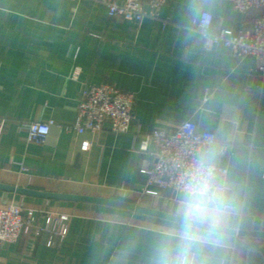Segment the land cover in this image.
Wrapping results in <instances>:
<instances>
[{
    "label": "crops",
    "instance_id": "0c3cea01",
    "mask_svg": "<svg viewBox=\"0 0 264 264\" xmlns=\"http://www.w3.org/2000/svg\"><path fill=\"white\" fill-rule=\"evenodd\" d=\"M202 12L213 15L212 32L238 34L246 22L232 0H167L159 18L141 23L110 17L95 0H0V184L118 199L181 217L182 193H140L147 178L140 170L156 160V145L141 150V143L154 130L174 131L192 121L216 137L207 163L227 170L215 180L213 216L202 222L264 231L263 78L254 56L237 58L222 44L205 47L197 29ZM84 84L135 94L129 132L115 133L108 124L98 134L69 130ZM34 121L53 122L43 144L26 140L25 127ZM13 198L41 226L47 215L68 216L67 233L25 231L16 243L0 245V264L178 259L176 234L183 223L0 190V199ZM198 230L201 239L189 254L195 264H246L251 248L264 254V239Z\"/></svg>",
    "mask_w": 264,
    "mask_h": 264
},
{
    "label": "built area",
    "instance_id": "2783aa9c",
    "mask_svg": "<svg viewBox=\"0 0 264 264\" xmlns=\"http://www.w3.org/2000/svg\"><path fill=\"white\" fill-rule=\"evenodd\" d=\"M107 6L110 17H120L141 23L145 18H159L162 6L167 0H95ZM234 9L245 15L246 22L238 34H227L225 30L211 31L213 15L202 12L197 29L204 39L205 47L222 44L230 48L237 58L254 56L257 59V72L263 78L264 88V0H232ZM79 69L72 77L78 79ZM135 94L120 90L110 84H84L81 90L78 115L69 130L83 134L89 131L98 134L108 124L115 133H127L134 119ZM52 121H34L26 125V140L43 144L50 134ZM5 122L0 117V137ZM214 133L200 131L192 121L181 123L174 131L154 130L141 143V150H147L152 142L156 145L155 164L140 170L145 175L146 183L139 188L142 194H154L152 188L182 193V189L193 166L203 160L214 174V183L218 175H225L227 170L207 163L205 156L210 153L215 143ZM89 142L82 144L84 151ZM224 152L226 148L223 146ZM235 212V207L226 206ZM22 200L0 199V245L16 243L21 234L28 230L36 233L48 231L56 235H66L68 216L47 215L45 225L35 223L33 218L24 214ZM51 244V243H49ZM171 264V263H169Z\"/></svg>",
    "mask_w": 264,
    "mask_h": 264
},
{
    "label": "clouds",
    "instance_id": "9594fccd",
    "mask_svg": "<svg viewBox=\"0 0 264 264\" xmlns=\"http://www.w3.org/2000/svg\"><path fill=\"white\" fill-rule=\"evenodd\" d=\"M218 197L213 170L203 160L198 161L184 183L179 201L178 213L182 217L183 227L176 234V264H195L189 254L201 239L197 225L212 218ZM161 264L169 262L162 260Z\"/></svg>",
    "mask_w": 264,
    "mask_h": 264
},
{
    "label": "water",
    "instance_id": "95a60500",
    "mask_svg": "<svg viewBox=\"0 0 264 264\" xmlns=\"http://www.w3.org/2000/svg\"><path fill=\"white\" fill-rule=\"evenodd\" d=\"M0 190L17 193L19 195L41 197V198H46V199H58V200L103 204V205L131 210V211H136V212H140L144 214L154 215V216H158L161 218L170 219V220L183 223L182 217H178V216H175L169 213H164L161 211H157L155 209H151L148 207H144L141 205L129 203V202L118 200V199H109V198H103V197L84 196V195L40 192V191L31 190V189L18 188V187H14L10 185H5V184H0ZM197 227L210 230V231H214V232H218V233L229 234L233 236L264 239V231H250V230H243V229L226 228V227L215 226V225H211V224H207L203 222H200L197 225ZM246 264H264V254L255 248L249 249L247 252V263Z\"/></svg>",
    "mask_w": 264,
    "mask_h": 264
}]
</instances>
